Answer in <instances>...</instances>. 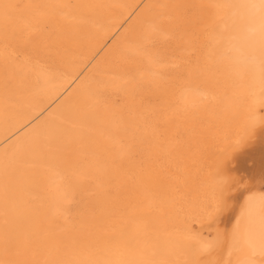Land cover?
<instances>
[{
  "label": "bare ground",
  "instance_id": "1",
  "mask_svg": "<svg viewBox=\"0 0 264 264\" xmlns=\"http://www.w3.org/2000/svg\"><path fill=\"white\" fill-rule=\"evenodd\" d=\"M59 1L108 22L137 7L0 0V264H264V0L207 1L198 35L177 39L194 53L176 82L151 46L178 22L147 15L181 6L148 0L112 40L119 23L80 29ZM86 166L114 191L69 235L61 181Z\"/></svg>",
  "mask_w": 264,
  "mask_h": 264
},
{
  "label": "rangeland",
  "instance_id": "2",
  "mask_svg": "<svg viewBox=\"0 0 264 264\" xmlns=\"http://www.w3.org/2000/svg\"><path fill=\"white\" fill-rule=\"evenodd\" d=\"M132 1L133 2L126 1L127 4L131 3L134 5V2H135V5H137V7L131 12L132 17L130 14L127 17L117 19V21L112 20L110 22L104 21V19H101L98 17H94L92 14L88 12H83L80 10V8H78L75 5H72L71 3L65 4L64 1H59L57 4H52L51 6L55 10H59L60 12H65L66 13L65 16L69 15L71 16V18L73 17L79 18L80 20L79 23L78 22L76 23L78 27L80 26V29L84 28V24L86 27L89 24L91 25L97 24V26H102V25H105L106 23L107 25L111 26L114 23H119V25H121L122 31L120 30L116 35H114L112 40H115V38H117V36L120 35L122 32L126 33V37H130L132 35H135L136 33L137 29L135 28V26L132 29H130V27H132V25L134 24V20L137 17H139L140 12L143 10L145 5H147L146 2H148V0H132ZM137 1L139 2V5L136 4ZM207 1L209 0H191V1L190 0H185V1L184 0H172V2L170 0L169 3H171V5L181 6L179 8H182L184 12L178 11L175 7L170 8L167 6L169 4L165 5L164 3L159 1L157 2V5L153 4L154 7L152 8L153 10L151 9L152 12L151 11L148 12L149 15H147V17H153V18L154 17L157 18L158 15H163L162 13L166 12V16L163 15L164 17L161 18L160 24L164 25L165 29H167L168 32H170L171 26L167 27L164 24L166 22L165 20L167 19V16L171 15L169 18L175 19L178 22V26L175 28L174 32L171 33L172 35L175 33L177 34L176 39H174L172 35L170 36L168 35L166 38H164L165 40L163 41V45H161L159 44V41L155 42V39L152 38L154 40L155 45L151 46L152 50H154L155 52L159 51L160 53H162L163 56L168 58L169 62L172 63V65H169L166 68V72H165V74H167L171 82L182 81V79L185 76L184 74L185 66L184 65H186L187 63L186 61L193 59V53H194L193 48H192L194 45V42L192 41V39L190 40V43L187 45H183L182 43L180 44L177 39L182 40L186 36H191V35L193 36L195 34L198 35L202 27V24H204V18L207 15V6H206ZM167 7L169 11H164ZM66 25L67 27L69 26V24H66ZM181 30H183V32ZM107 42L108 41L106 40L105 46H108L109 44H111L112 41H110V43H107ZM55 68L57 69L58 67L56 66ZM107 69H108L107 71L109 72L110 69L109 68ZM114 69L116 70L117 67H114ZM136 84L138 86H137V89H135V92H138V97H140L142 93H145L144 96L145 95L151 96V91H150L151 85L150 84H145L142 81L137 82ZM100 90L101 89L98 88V91H99L98 95L101 96L103 94L102 95L103 99L107 98L106 100L108 102H110L113 98L114 100L121 102L122 98L119 92L118 93L115 92L116 93L115 97L110 98L108 96L110 98L109 99L108 97L105 96V93L104 92L102 93V90L101 91ZM133 100L135 101V97ZM140 150L141 148L139 146L138 147L135 146L134 152L133 154H131L132 160L131 162H128V164L135 165V163L142 162L143 154L141 152L138 153V151ZM73 168H77V167L73 164L70 170H72ZM70 170L68 171L67 169H64V176L61 181V184L63 185L65 194L68 199L67 200L68 202L65 203L64 206L62 207L63 214L65 215V220L63 221V219L59 218V216H55L54 218L55 220L54 226L58 228L60 227L62 232H65L66 234H69V235L73 232L78 233V232L84 231V229L89 225V221H90L89 217H91V215H93L96 212L97 207H98V198H99L98 196H100L99 195L100 190H101L100 191L101 195L108 194V193L111 194L110 191L112 192L114 191V188L112 187L111 183L104 179L105 169L103 167H100V169H98L99 174L96 171V169H94L93 167L86 166L84 168H79L78 172L82 175V177L80 178L78 177V179L74 175L70 174ZM95 181H98L99 183H101L103 187L97 186L94 183ZM37 199L38 197L34 198L33 202L36 203ZM85 210H88L89 212ZM85 215H88L89 217L87 216L84 217ZM69 227H72V228H69Z\"/></svg>",
  "mask_w": 264,
  "mask_h": 264
}]
</instances>
